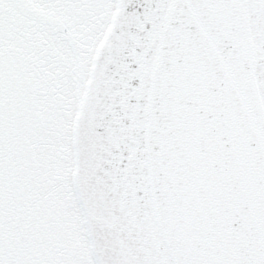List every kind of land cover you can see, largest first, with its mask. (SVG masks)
<instances>
[{"label": "snow or ice", "instance_id": "1", "mask_svg": "<svg viewBox=\"0 0 264 264\" xmlns=\"http://www.w3.org/2000/svg\"><path fill=\"white\" fill-rule=\"evenodd\" d=\"M0 264H264V0H0Z\"/></svg>", "mask_w": 264, "mask_h": 264}]
</instances>
